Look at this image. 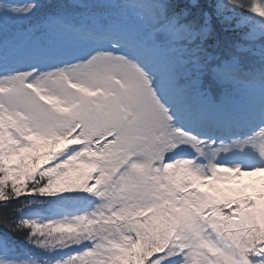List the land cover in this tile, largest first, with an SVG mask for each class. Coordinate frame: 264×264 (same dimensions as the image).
Here are the masks:
<instances>
[{
  "label": "snow or ice",
  "instance_id": "1",
  "mask_svg": "<svg viewBox=\"0 0 264 264\" xmlns=\"http://www.w3.org/2000/svg\"><path fill=\"white\" fill-rule=\"evenodd\" d=\"M0 264H264V0H0Z\"/></svg>",
  "mask_w": 264,
  "mask_h": 264
},
{
  "label": "rangeland",
  "instance_id": "2",
  "mask_svg": "<svg viewBox=\"0 0 264 264\" xmlns=\"http://www.w3.org/2000/svg\"><path fill=\"white\" fill-rule=\"evenodd\" d=\"M247 179V178H246Z\"/></svg>",
  "mask_w": 264,
  "mask_h": 264
}]
</instances>
